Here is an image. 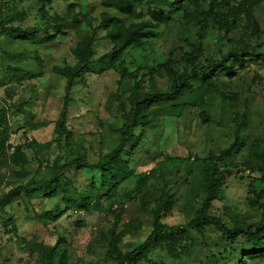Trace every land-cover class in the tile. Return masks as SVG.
Listing matches in <instances>:
<instances>
[{"label":"rangeland","instance_id":"obj_1","mask_svg":"<svg viewBox=\"0 0 264 264\" xmlns=\"http://www.w3.org/2000/svg\"><path fill=\"white\" fill-rule=\"evenodd\" d=\"M210 5L233 11L227 32ZM193 51L205 71L140 105L139 141L95 168ZM212 167L208 214L252 227L160 236L141 264H264L246 252L264 208V0H0V264H117L195 217Z\"/></svg>","mask_w":264,"mask_h":264},{"label":"trees","instance_id":"obj_2","mask_svg":"<svg viewBox=\"0 0 264 264\" xmlns=\"http://www.w3.org/2000/svg\"><path fill=\"white\" fill-rule=\"evenodd\" d=\"M152 2H156V0H150ZM222 4L224 3V0H221ZM261 0H251V3L256 5ZM225 7V6H223ZM224 8H220L214 5H210L207 10H203L201 12L202 15H204V18L206 20L211 21L215 25H217L219 30H222V32H227L229 30V20L233 15L232 10H223ZM197 55L196 52L193 51L191 54L186 55V69L182 72V74L179 76L177 80H175L173 83L169 84L168 90L165 92H155L151 97L145 96L144 99L141 100V102L137 105H133L127 116L123 118V126L119 130V140H118V146L117 148L112 152L111 155H109V159H106L104 161L103 165L96 166L97 169L107 170L106 168L109 166V161L117 160L122 153L126 150L127 147L132 146L133 144L137 143L139 141V138H135L132 133L131 129L136 127H145L148 123V116L142 115V107H139L142 104H145V107L147 108L151 104L158 103L163 98L173 97L176 95L180 90H183L185 88H189V82L196 81L199 76L201 75L202 71H205V68L201 69L196 65ZM88 66V63H84L78 70V72L84 70ZM76 75H72L69 80V87L71 88V82L74 79ZM64 112L61 117V122L64 121ZM61 128V127H59ZM59 132H62V130H59ZM219 173L216 168H209L204 173V178L206 180V199L204 201V204L202 207L197 210L195 217L185 226L178 227V228H170L166 229L161 226L159 228L153 229L150 236L147 238L145 243L138 247L137 249H134L132 251L126 252L125 254H118V262L117 264H141L144 263V258L146 256V253L149 252L152 243L155 242L158 237L160 236H168L172 235L173 233H186L189 231L197 230V228L201 226H215L219 229V231L222 233V235L225 237V239L228 242H234L239 235L242 234L244 230H249V228L252 227V225H242L238 227L230 228L225 223H223L220 219L212 217L208 214V208H209V202L215 199L217 196L219 190H218V180H219ZM6 203L3 201H0V210H3V207ZM160 208L156 210V220L158 221L160 212L162 208H165L164 205H160ZM249 241H251V250L246 251L248 252H262L264 250V208H263V220L260 224L255 226L254 232H252L249 235ZM114 247V246H113ZM113 250H116L115 247ZM255 253H249V256L255 254Z\"/></svg>","mask_w":264,"mask_h":264}]
</instances>
